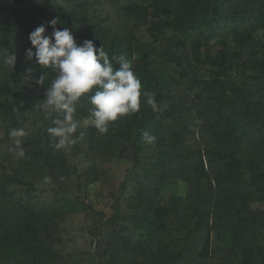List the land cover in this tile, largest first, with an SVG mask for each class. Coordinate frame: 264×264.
Segmentation results:
<instances>
[{"label":"trees","instance_id":"16d2710c","mask_svg":"<svg viewBox=\"0 0 264 264\" xmlns=\"http://www.w3.org/2000/svg\"><path fill=\"white\" fill-rule=\"evenodd\" d=\"M53 18L143 86L104 134L82 97L60 149L25 55ZM0 264H264V0H0Z\"/></svg>","mask_w":264,"mask_h":264},{"label":"clouds","instance_id":"9594fccd","mask_svg":"<svg viewBox=\"0 0 264 264\" xmlns=\"http://www.w3.org/2000/svg\"><path fill=\"white\" fill-rule=\"evenodd\" d=\"M57 23L56 18L48 22V27L52 28L51 35L46 34L44 25L35 28L29 34L31 46L26 49L25 55L27 60L55 73L39 106L46 117L51 118L53 126L47 131L55 141V147L60 149L75 143L73 134L77 132L80 121L74 117L82 97L86 96L91 106V124L104 134L111 122L139 111L143 86L124 57L110 59L108 53L102 47H96L92 40L77 44L71 31L66 27L57 28ZM3 59L4 63L15 66L17 55L15 52L6 53ZM113 60L119 65L118 68ZM45 78L42 72L36 83L43 85ZM143 95L146 103L156 111L155 95L148 92ZM9 135L16 146L13 151L23 157L25 153L20 148L19 139L25 135L23 129H13ZM83 135L81 132L80 136ZM144 139L149 144L155 141V137L147 132Z\"/></svg>","mask_w":264,"mask_h":264},{"label":"rangeland","instance_id":"374dc122","mask_svg":"<svg viewBox=\"0 0 264 264\" xmlns=\"http://www.w3.org/2000/svg\"><path fill=\"white\" fill-rule=\"evenodd\" d=\"M83 125H87V122L84 121ZM98 189H99V186H97V185H94V186H92L90 188L91 198H94L96 196V193L98 192ZM87 202H89V201H87ZM90 203H93V201L91 200ZM94 208L99 210V211L105 212L106 216H110L111 215V212L108 209H106L105 207H103L102 205H97L95 203Z\"/></svg>","mask_w":264,"mask_h":264}]
</instances>
